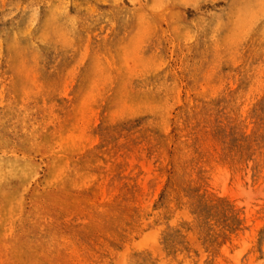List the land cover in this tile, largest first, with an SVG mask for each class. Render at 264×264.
<instances>
[{
	"label": "rangeland",
	"instance_id": "rangeland-1",
	"mask_svg": "<svg viewBox=\"0 0 264 264\" xmlns=\"http://www.w3.org/2000/svg\"><path fill=\"white\" fill-rule=\"evenodd\" d=\"M0 264H264V0H0Z\"/></svg>",
	"mask_w": 264,
	"mask_h": 264
}]
</instances>
